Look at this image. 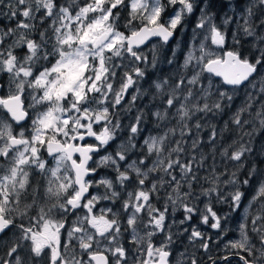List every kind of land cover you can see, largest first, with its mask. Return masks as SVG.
<instances>
[{"label":"snow or ice","instance_id":"6c2138e0","mask_svg":"<svg viewBox=\"0 0 264 264\" xmlns=\"http://www.w3.org/2000/svg\"><path fill=\"white\" fill-rule=\"evenodd\" d=\"M197 12L191 43L182 41ZM0 17V264H201L187 250L174 255L184 233L210 252L212 238L193 217L225 232L241 209L239 239L222 259L264 264V0H0ZM151 37L164 45L177 37L163 59L169 74L154 80L156 46L151 59L141 50ZM128 95L129 108L152 98L147 116L158 134L135 142L145 122L138 110L127 143L89 167L116 139L110 109ZM225 131L236 135L225 142ZM217 157L230 173L218 172ZM100 167L114 179H85ZM101 185L103 194L89 193ZM101 201L119 208H97Z\"/></svg>","mask_w":264,"mask_h":264},{"label":"flooded vegetation","instance_id":"af4514ba","mask_svg":"<svg viewBox=\"0 0 264 264\" xmlns=\"http://www.w3.org/2000/svg\"><path fill=\"white\" fill-rule=\"evenodd\" d=\"M219 7V3L217 5ZM169 13L172 12V9L169 8ZM198 12L193 15V16H198ZM192 16V17H193ZM189 18L186 20V28H185V31H184V37H183V34L181 36H179L178 38H182L185 40L187 39V32H188V35H192V29H190V27L192 26L190 23H189ZM179 32V30H178ZM190 33V34H189ZM177 39V37H174L173 40L171 42L168 43V45H164L163 42L158 39V38H155V39H152L150 40L146 45L144 46H141V50L142 52H144L148 47H150L153 43H155L158 47L157 52L158 54H163L165 56H170L171 55V51H172V48L175 46V40ZM191 42V41H190ZM189 42V43H190ZM18 51H22V50H18ZM144 54L149 58L151 59L152 58V52L149 51L148 53L147 52H144ZM166 64V63H165ZM143 66V65H141ZM166 67L169 68L170 66L166 64ZM169 70V69H168ZM152 71L153 70H149V74H150V79L151 80H154L156 79V75H152ZM163 74L166 73V72H162ZM156 74H158V72H156ZM132 90L130 89L129 92H131ZM129 97L126 96L125 97V100L123 101V103L126 101V99ZM30 101H25V104L27 106V104L29 103ZM150 106L148 107H145L142 109V111H144L145 113V122L144 124H146L143 128H147L148 130L146 131V133H142V134H139L136 138V143L138 145L141 146L142 142L144 141V139H146L148 137V131L149 129H154V123L151 122V120L148 118L147 116V109L149 108ZM119 107L117 106V109H114V112L118 111ZM155 109H153L154 111ZM138 111V110H137ZM33 112H35V109H29V117L28 119H26L24 122H23V125L25 127H30L31 125V120L34 118V115H33ZM114 122H115V117H114ZM119 122L125 126L124 129L125 131L123 130V133L125 134L124 136L122 137H118V140L119 141H123L122 143H127V138H128V131H127V128L126 125H129V122H127V117L125 118H121V120H119ZM149 127V128H148ZM101 127H99V125H95L94 126V130H97L99 131ZM19 129V126H16V130ZM123 129V128H121ZM156 131H154L155 133ZM84 144H94L96 143V141L94 140V138L92 137H87L84 141H83ZM111 142L109 143V145L106 147V148H103L101 149V151L99 152H96V153H93V160L89 161L88 162V166L89 167H95L96 166V162L99 161L100 157L102 155H105L104 154V151L108 148L110 149V145ZM121 144V143H120ZM122 145V144H121ZM140 150V149H139ZM139 150H133L134 152H136L137 156L140 155V151ZM116 151L112 149V154L113 156L115 155ZM133 153V152H132ZM131 152L129 153V159L127 162H130L131 159H133V154ZM45 158L49 160V163H52L51 161V158L50 157H47V155L45 154ZM77 160H79V157L78 155L76 157ZM125 161H122L120 162L122 166H125L126 163ZM111 173H113V171L111 170L110 167H100L97 169V172L94 174V175H89L87 177H85L86 180H92V181H96V180H99L100 178H107V177H112ZM114 174V173H113ZM105 191L104 187L101 185L100 187H92L89 189V193L90 194H103ZM160 203H162V201H160ZM105 205L109 206V207H114V208H119V202H117L115 205H113L110 201H101L98 205H97V208H100V207H104ZM214 206V209L217 210L219 212V210L221 209L220 205L219 206H216L215 204H213ZM202 208V206H201ZM204 209V208H203ZM219 214H222V213H219ZM175 217L176 219L181 218L182 215H179L178 216V212L175 213ZM193 220H192V225H193ZM234 223H231V222H226L223 224V227L226 229L225 232H219L218 230H215V229H212L210 228L209 226L207 225H203L201 224L200 222H198L195 225V227H198V229L204 233L205 237H211V241H210V246H211V250L210 252L208 253H205L203 252V250H198V247H193L192 245L189 244V241L187 239V236H188V233H184L182 236H181V242L177 245H174V248H177L178 250L175 252V257H179L181 253L185 252V250H187V255H191L192 253H195L196 254V257L201 261V264H212L213 260H215L216 264H228L227 261H225L224 259H222V257L226 254V245L228 244L229 241L231 240H236V239H239V233L237 231V228L238 226L237 225H234ZM187 226V225H185ZM128 234L126 233L125 234V244L126 246L128 247H132L130 244H128ZM156 242H159V239L160 237L157 236V237H154L153 238ZM196 245L198 246L199 245V241H196L195 242ZM231 251H237V250H231ZM243 254V253H242ZM0 255H2V253H0ZM211 256L212 259H208V257ZM230 260H231V264H242V262L239 260V258L237 256H230ZM173 264H175V260H173Z\"/></svg>","mask_w":264,"mask_h":264},{"label":"rangeland","instance_id":"374dc122","mask_svg":"<svg viewBox=\"0 0 264 264\" xmlns=\"http://www.w3.org/2000/svg\"><path fill=\"white\" fill-rule=\"evenodd\" d=\"M196 18H197V16H193V17H189V23L192 25V26H194L195 27V23H196ZM0 19H2V17H0ZM233 27V29L235 28V25H233L232 26ZM192 32V31H191ZM192 36V35H191ZM191 41V40H190ZM191 43V42H190ZM209 43V45H210V41L208 42ZM153 45H155L156 46V49H158V47H157V45L155 44V43H153L150 47H148L144 52H149V51H151V52H153V48H152V46ZM229 46H231V42L229 43ZM211 48L213 49V50H215V51H217V52H220L221 50H219V49H216V47L214 46V45H211ZM144 52H143V54H144ZM187 52V51H186ZM185 52V53H186ZM145 55V54H144ZM182 63H183V61H182ZM142 83V85H143V88L146 90L147 88H148V83H145V82H141ZM132 92V91H131ZM241 95H242V93H241ZM152 98L150 97V96H143V97H141L140 99H138L137 101H136V103L134 104V105H132L130 108H129V102H130V100H131V96L129 95V97L126 99V101L123 103L122 102V105L121 106H118L119 107V109H118V111H116L115 112V119H119V120H121V118H125V117H127V122H129V125L131 124V123H133L134 122V117L138 114V111L137 110H142L143 108H145V107H148V106H150V107H152V104L150 103V101L149 100H151ZM239 102V101H238ZM157 103H158V101H157ZM94 107H96V105H93ZM104 105H100V107H103ZM110 111H113L114 112V109H110ZM155 111V110H154ZM33 115H35V112H33ZM227 119H229V117H228V115L227 114H225L224 116H222V117H220V116H218V117H216V118H214V121H213V123L215 124V126L217 127V129H221V128H223V126H224V121H227ZM121 124V123H120ZM129 125H126V127H128ZM146 124H144V126H145ZM99 127H101V125H99ZM124 127L125 126H123L122 124H121V128H123V129H118L117 130V132H116V139L115 140H113V141H111V146H110V149H106L105 151H104V154L105 155H109L110 153H112V149L113 150H115V151H117L119 148H120V146H121V144H125V143H122L123 141H119L118 140V137H121V134H122V136H124L125 134L123 133V130L125 131V129H124ZM154 129H149V131L147 132L148 134V137L150 136V135H157L158 134V129L156 128V125L154 124ZM149 128V127H148ZM148 129L147 128H143V130H142V132H141V134L142 133H146V131H147ZM127 131H128V128H127ZM154 131H156L155 133H154ZM208 129L206 128L203 132H202V135L205 137V139L207 138V135H208ZM128 133H129V131H128ZM235 136V134H233V137ZM147 137V138H148ZM230 141V140H229ZM228 141V142H229ZM121 143V144H120ZM141 146H143V142H142V144H141ZM140 148H137L136 150H139ZM140 151V150H139ZM133 152V153H132ZM131 153L134 155L133 156V159H136V157H137V154H136V152H134V151H132ZM105 155H102V156H105ZM133 159H131V160H133ZM130 160V161H131ZM51 164V163H50ZM226 165H228V162L227 161H224L223 163L220 161V158L219 157H217V170H218V172H220V173H224V172H228V173H230L231 171H232V169H231V167L230 166H228L227 168L225 167ZM112 170V169H111ZM114 173V174H113ZM113 173H111V175H112V177H107V178H109V179H114V177H115V172L113 171ZM204 174H206V173H202V175H204ZM227 177L226 176H221V179L223 180V179H226ZM205 186H207V185H205ZM222 190L225 192V194H227V188L226 187H224V186H222ZM196 192L197 193H199L200 192V188H199V186H197V188H196ZM246 196H247V198H246V200H245V202H244V207H246L247 206V200L248 199H251V196H252V190L251 189H248V190H246ZM162 201V200H161ZM205 202H207V198L206 197H203V196H201L200 197V199L198 200V201H196V203L199 205V207H200V209L201 210H203V208H204V204H205ZM162 203H163V201H162ZM161 203V204H162ZM216 206H219L220 205V207L221 208H226V205H221V204H218V203H214ZM201 206H202V208H201ZM178 212V216L179 215H183V213H182V211H177ZM223 214V213H222ZM221 214V215H222ZM243 215H244V211H243V209H241L239 212H237V213H233V215H232V218L231 219H229L228 220V222H231V223H234L233 224V226L234 225H237L238 226V224H239V222H240V220H241V218L243 217ZM182 218V217H181ZM180 218L178 217V219L177 220H179ZM198 222H200V219H199V215H197V216H195V217H193V225H195L196 226V224L198 223Z\"/></svg>","mask_w":264,"mask_h":264},{"label":"trees","instance_id":"16d2710c","mask_svg":"<svg viewBox=\"0 0 264 264\" xmlns=\"http://www.w3.org/2000/svg\"><path fill=\"white\" fill-rule=\"evenodd\" d=\"M193 28H195L194 26H191L190 27V29H193ZM190 34V33H189ZM185 35L183 34V37H184ZM183 37L182 38H180L182 41L184 40L183 39ZM187 40L190 42V40H191V35L189 36L188 35V32H187ZM176 41V40H175ZM182 47H183V44H182ZM188 49L187 48H184V52H186ZM180 55V63H182V61H183V54H179ZM159 56H160V59H161V63L158 65V67H159V69H160V71L158 72V74H155L156 75V78L158 77V76H160L161 75V73L162 72H166V73H164L165 75H167V74H169V71H168V69L169 68H167L166 67V64L163 62V59H164V55L163 54H159ZM149 101H151V100H149ZM228 120V119H227ZM233 134H235L236 135V133H229V132H227V131H225V133H224V136H225V142H228L229 140H231L232 138H233ZM121 137H122V134H121Z\"/></svg>","mask_w":264,"mask_h":264},{"label":"water","instance_id":"95a60500","mask_svg":"<svg viewBox=\"0 0 264 264\" xmlns=\"http://www.w3.org/2000/svg\"><path fill=\"white\" fill-rule=\"evenodd\" d=\"M155 38H158V39H160L159 37H151L144 45H146L150 40H152V39H155ZM161 40V39H160ZM162 41V40H161ZM172 40H170L169 42H171ZM144 45H142V46H144ZM218 79V78H217ZM225 87H227V86H225Z\"/></svg>","mask_w":264,"mask_h":264}]
</instances>
